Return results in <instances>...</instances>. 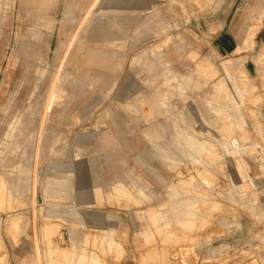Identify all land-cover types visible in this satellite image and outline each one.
<instances>
[{
    "label": "rangeland",
    "instance_id": "rangeland-1",
    "mask_svg": "<svg viewBox=\"0 0 264 264\" xmlns=\"http://www.w3.org/2000/svg\"><path fill=\"white\" fill-rule=\"evenodd\" d=\"M221 2L0 0V264H264V0Z\"/></svg>",
    "mask_w": 264,
    "mask_h": 264
},
{
    "label": "crops",
    "instance_id": "crops-1",
    "mask_svg": "<svg viewBox=\"0 0 264 264\" xmlns=\"http://www.w3.org/2000/svg\"><path fill=\"white\" fill-rule=\"evenodd\" d=\"M228 2V0H222V2H221V6H220V9L222 10V9H224V5L226 4ZM239 11V8H237V12ZM204 16H207L206 14L204 15ZM209 16V15H208ZM226 26V25H225ZM262 31L260 30V28L259 27H256L255 29H253V31L251 32V37H250V40H253V38H255L256 37V35L257 34H260ZM232 33H238V32H232ZM239 33H242V32H239ZM36 46V50L38 51V53H34V55H36V54H40L43 50H44V44L43 43H39V42H37V44L35 45ZM244 49V47L243 46H241V47H238L237 49H235L234 50V53H240L242 50ZM27 60H29V62H28V64L30 65V66H35V57H32V58H30L29 57V59H27ZM155 106H156V104H155V102L154 101H147V103H146V105H142L141 106V111L142 112H144L146 115H153V113H154V111H155ZM147 109V110H146ZM263 114H264V107H263ZM147 116V117H148ZM188 149L186 150V151H189V153L188 154H192L193 156H195L194 154H199V153H201V150H202V144L200 143H196V141L194 140V139H190L189 140V143H188ZM164 156V155H163ZM196 158V157H195ZM236 179H237V177L236 176H234ZM241 181V180H240ZM242 183L243 184H245L244 183V181H242ZM97 192V190H95V191H93V192H89V191H85V192H83L81 195H82V197L84 198V200H90L91 199V196H93V194L94 193H96ZM194 205V204H193ZM192 205H188V207H191ZM193 207V206H192ZM191 214V211H181V214L179 215V216H181V215H190ZM36 264H37V261H36Z\"/></svg>",
    "mask_w": 264,
    "mask_h": 264
},
{
    "label": "bare ground",
    "instance_id": "bare-ground-1",
    "mask_svg": "<svg viewBox=\"0 0 264 264\" xmlns=\"http://www.w3.org/2000/svg\"><path fill=\"white\" fill-rule=\"evenodd\" d=\"M208 64V63H207ZM209 77V76H208ZM53 88V87H52ZM54 92V91H53ZM56 95V94H55ZM57 96V95H56ZM58 99V98H57ZM62 99V98H61ZM33 168V167H32ZM187 182V181H186ZM239 182V181H238ZM185 187V186H184ZM190 187V186H189ZM6 191V190H5ZM2 192V191H1ZM4 192V191H3ZM188 192V191H187ZM2 202V201H1ZM12 204V203H11ZM54 225V224H53ZM56 227V226H55ZM54 227V228H55ZM58 228H59V226H58ZM61 228V227H60ZM63 228V227H62ZM57 230V229H56ZM45 231V230H44ZM35 233V232H34ZM48 233H49V231H48ZM36 234V233H35ZM46 234V233H45ZM57 233H55V235H56ZM94 239V238H93ZM36 242V241H35ZM57 242H58V245H59V247H60V249L59 250H66L67 248H68V246H69V241H68V234L66 233V232H64V231H62V230H60L59 232H58V234H57ZM38 246V245H37ZM182 247V246H181ZM182 249L184 250V252H182L184 255L182 256L181 255V257H182V259H183V261L184 262H187L186 261V259H187V257L189 256V252H187L188 251V247L187 248H184V246L182 247ZM181 249V250H182ZM180 250V249H179ZM174 251H176V250H174ZM93 253V252H92ZM51 254V253H50ZM179 254V253H178ZM39 255H41V254H39ZM38 256V255H37ZM180 256V255H179ZM40 257V256H39ZM64 263H65V261H64ZM37 264H41V261H39V259L37 258Z\"/></svg>",
    "mask_w": 264,
    "mask_h": 264
},
{
    "label": "built area",
    "instance_id": "built-area-1",
    "mask_svg": "<svg viewBox=\"0 0 264 264\" xmlns=\"http://www.w3.org/2000/svg\"><path fill=\"white\" fill-rule=\"evenodd\" d=\"M258 161L260 162L261 167L264 171V148L259 150Z\"/></svg>",
    "mask_w": 264,
    "mask_h": 264
}]
</instances>
